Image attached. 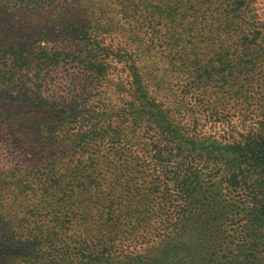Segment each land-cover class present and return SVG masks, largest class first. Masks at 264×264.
<instances>
[{
	"label": "rangeland",
	"instance_id": "obj_1",
	"mask_svg": "<svg viewBox=\"0 0 264 264\" xmlns=\"http://www.w3.org/2000/svg\"><path fill=\"white\" fill-rule=\"evenodd\" d=\"M95 1L97 9L107 7L113 13L110 30L100 31V38L111 49L124 47L135 58L160 106L181 113L184 125L224 145L233 141L246 145L250 137L264 143V0ZM0 3L16 18L33 21L38 35L31 47L66 49L81 42L69 36L61 21L68 8H77L76 0ZM123 54L120 51L121 60L111 56L106 83L98 89L107 91L121 108L132 100L131 69ZM42 68L29 69V84L36 90V83L48 74L41 90L45 96H68L84 75L76 63L56 70ZM1 135L0 171H6L7 179L0 200L5 213L0 218L11 220L10 234L18 225L49 226L44 216L66 211L70 207L61 211L56 203L75 194L86 200L74 207L78 216L73 230L67 231L71 240L103 244L116 240L137 247L140 241L155 239L152 229L170 212L171 200L164 186L152 189L148 184L158 172L139 151L120 154V146L73 147L51 151L43 167L34 168L26 162L30 153H20ZM225 149L229 154L212 147L194 160L196 197L190 206L189 237L199 245L193 250L201 252L207 246V264H264V159L248 156L242 147ZM16 168L29 170L13 177ZM17 178L27 182L17 184ZM214 179L223 182L214 187ZM3 238L0 235V242Z\"/></svg>",
	"mask_w": 264,
	"mask_h": 264
},
{
	"label": "trees",
	"instance_id": "obj_2",
	"mask_svg": "<svg viewBox=\"0 0 264 264\" xmlns=\"http://www.w3.org/2000/svg\"><path fill=\"white\" fill-rule=\"evenodd\" d=\"M76 2L77 8H68L61 21L69 36L79 38L81 42L54 50L31 47L38 35L33 21L23 20L20 16L16 18L0 3L1 138L20 153H30L26 162L34 168H42L51 151L64 152L73 147L106 145L116 149L120 146L123 148L120 154L128 150L139 151L158 172L148 184L152 189L164 186L173 208L168 205L170 212L164 213L159 224L153 227L155 239L140 241L137 247L116 240L104 244L79 243V240H71L67 231L73 230V220L78 216L76 206L86 199L69 194L56 206L61 211L67 206L70 208L59 215L56 210V213L48 212L44 216L51 222L49 226L18 225L10 234L11 220L6 216L0 218V235L4 236L0 242V264H207L209 248L205 246L201 252L200 248L193 250L199 244L189 237L193 219L190 206L196 197L194 160L209 153L212 147L227 154L229 151L225 148L242 147L248 156L264 159L263 140L259 144L256 137H250L251 141L248 142V138L246 145L239 141L224 145L218 138L184 125L180 121L184 115L165 109L156 101L136 66L135 58L124 47L111 49L109 46L112 45H106L100 38V31L110 30L111 9H97L95 0ZM120 51L128 57L126 63L131 69L128 87L132 100L123 102V108L118 104L120 102L107 96V91L98 92L112 67L111 56L121 60ZM70 63H76L84 70V75H81L79 85L75 84L69 90L68 96L42 95L48 74L36 83L39 87L36 90L29 84V69L33 66L39 67L40 71L42 67L56 70ZM15 170L13 177L29 169ZM5 174L6 171H0V200L1 190L6 185ZM26 182L25 179H16L17 184ZM197 182L200 187L204 185L203 180ZM222 182V179H214L211 184L215 187ZM129 201L135 202L130 198ZM136 203L139 206L143 200ZM259 206L262 209V205ZM108 209L110 211L113 207ZM4 213V207H0V215ZM59 228L66 230L60 231Z\"/></svg>",
	"mask_w": 264,
	"mask_h": 264
}]
</instances>
